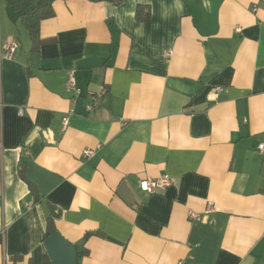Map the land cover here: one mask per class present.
I'll list each match as a JSON object with an SVG mask.
<instances>
[{
  "label": "crops",
  "instance_id": "0c3cea01",
  "mask_svg": "<svg viewBox=\"0 0 264 264\" xmlns=\"http://www.w3.org/2000/svg\"><path fill=\"white\" fill-rule=\"evenodd\" d=\"M51 9L32 42L0 1V51L17 44L0 56V264H45L48 225L87 236L77 264H264V0Z\"/></svg>",
  "mask_w": 264,
  "mask_h": 264
},
{
  "label": "built area",
  "instance_id": "2783aa9c",
  "mask_svg": "<svg viewBox=\"0 0 264 264\" xmlns=\"http://www.w3.org/2000/svg\"><path fill=\"white\" fill-rule=\"evenodd\" d=\"M16 48H17V44L14 42L5 43L3 44L2 49L0 51V56L4 58H11ZM65 88L66 90L72 93L71 101L72 103H74L75 100L79 98L80 92L76 88L75 81L73 79L71 72L67 76V80L65 82ZM220 91H221L220 88L218 87L214 88L215 94L219 93ZM98 105H99V97L95 95H90L88 102L85 104V110L86 112H90L94 110L96 107H98ZM73 113H74L73 109H70L67 115L62 118L61 120L62 128H65V126L68 123V116ZM256 150L258 153L264 154V142L258 143ZM81 154L84 158H90L93 156L94 150L87 148V149H84ZM170 182H171V179L168 176H162L157 179H148V180L142 181L140 183V188L144 193L154 194L164 189L165 187H167L170 184ZM206 209L210 210L211 209L210 205H207ZM189 217L190 219L198 218V216L194 213H190Z\"/></svg>",
  "mask_w": 264,
  "mask_h": 264
},
{
  "label": "trees",
  "instance_id": "16d2710c",
  "mask_svg": "<svg viewBox=\"0 0 264 264\" xmlns=\"http://www.w3.org/2000/svg\"><path fill=\"white\" fill-rule=\"evenodd\" d=\"M13 12L17 14L20 23L28 32L32 42L37 39L39 24L42 20L52 16L51 4L54 0H0ZM93 1H115V0H93ZM139 7L137 8V10ZM138 14V13H137ZM54 233L48 225L43 242ZM84 237L82 243L85 241ZM81 245L75 246L77 251V261L85 255V250ZM45 264H50L47 255H44Z\"/></svg>",
  "mask_w": 264,
  "mask_h": 264
},
{
  "label": "water",
  "instance_id": "95a60500",
  "mask_svg": "<svg viewBox=\"0 0 264 264\" xmlns=\"http://www.w3.org/2000/svg\"><path fill=\"white\" fill-rule=\"evenodd\" d=\"M50 264H77L76 247L68 244L58 233H53L43 242Z\"/></svg>",
  "mask_w": 264,
  "mask_h": 264
}]
</instances>
